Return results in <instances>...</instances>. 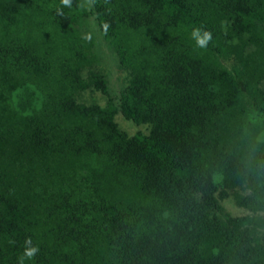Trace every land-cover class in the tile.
Listing matches in <instances>:
<instances>
[{"label": "trees", "instance_id": "1", "mask_svg": "<svg viewBox=\"0 0 264 264\" xmlns=\"http://www.w3.org/2000/svg\"><path fill=\"white\" fill-rule=\"evenodd\" d=\"M81 3L0 0V264L29 237L24 264H264L260 223L221 202L264 210V0H94L120 106L80 100L109 88Z\"/></svg>", "mask_w": 264, "mask_h": 264}, {"label": "rangeland", "instance_id": "2", "mask_svg": "<svg viewBox=\"0 0 264 264\" xmlns=\"http://www.w3.org/2000/svg\"><path fill=\"white\" fill-rule=\"evenodd\" d=\"M82 3L84 0H81ZM88 11V15L83 21L82 30L85 35L91 34L92 46L95 54V67L100 70L108 79V94L104 93L95 88H89L83 91L80 95V100L86 103H97L106 105L109 99L115 101V104L120 106L122 93L126 88L128 81V73L121 67L118 56L110 48L108 43L103 38L102 33L99 30L98 22L95 15L94 4L90 8L85 7ZM217 62L220 68L227 72H233L238 67V58L232 52L225 54H217ZM260 87L264 90V80ZM115 120L119 125L120 129L125 132L128 136L133 137L138 133L149 135L151 127L148 124H137L132 120L127 119L121 111L115 116ZM260 121V119H258ZM256 126H258L256 124ZM262 139H264V133L262 132ZM236 190H229V196L223 199L222 205L226 212L230 213L234 217H242L251 215L256 220V223H260L261 235L264 237V210L253 211L247 207H242L236 202L235 193ZM243 192V191H241ZM219 193V192H218Z\"/></svg>", "mask_w": 264, "mask_h": 264}, {"label": "clouds", "instance_id": "3", "mask_svg": "<svg viewBox=\"0 0 264 264\" xmlns=\"http://www.w3.org/2000/svg\"><path fill=\"white\" fill-rule=\"evenodd\" d=\"M107 2V0H106ZM94 3V0H84L83 3L79 4L78 7L90 8L92 4ZM61 4L65 7H72V0H61ZM57 14L63 16L62 9H57ZM107 27V25H105ZM192 38L196 41L197 47L199 48H207L209 42L212 40V33L207 30H201L200 28H196L191 33ZM83 39L86 41H91L92 36L91 34H87L83 36ZM39 252V248L36 246H32L31 238H27L25 240V251L23 255L19 258V264H24L25 259H33L36 254Z\"/></svg>", "mask_w": 264, "mask_h": 264}]
</instances>
